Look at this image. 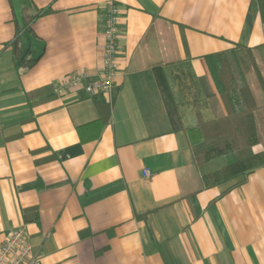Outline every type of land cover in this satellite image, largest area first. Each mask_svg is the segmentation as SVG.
Returning <instances> with one entry per match:
<instances>
[{
    "label": "crops",
    "instance_id": "1",
    "mask_svg": "<svg viewBox=\"0 0 264 264\" xmlns=\"http://www.w3.org/2000/svg\"><path fill=\"white\" fill-rule=\"evenodd\" d=\"M108 1L0 0V244L24 226L42 264H264V0H114L112 92L59 94L102 72ZM232 48L260 138L237 176L186 134L227 115L207 56Z\"/></svg>",
    "mask_w": 264,
    "mask_h": 264
},
{
    "label": "trees",
    "instance_id": "2",
    "mask_svg": "<svg viewBox=\"0 0 264 264\" xmlns=\"http://www.w3.org/2000/svg\"><path fill=\"white\" fill-rule=\"evenodd\" d=\"M248 55L250 56V51ZM37 60L32 59L27 65L31 66ZM207 60L228 113L224 117L201 121L194 127H188L186 134L198 168L202 170L228 168L237 176L244 173L241 170L242 166L251 156V148L260 141L255 117L257 103L246 81L242 59L237 49L210 54ZM252 60L264 85L263 75L255 59ZM159 79L164 93L168 92L161 75ZM104 103L109 106L107 102Z\"/></svg>",
    "mask_w": 264,
    "mask_h": 264
},
{
    "label": "built area",
    "instance_id": "3",
    "mask_svg": "<svg viewBox=\"0 0 264 264\" xmlns=\"http://www.w3.org/2000/svg\"><path fill=\"white\" fill-rule=\"evenodd\" d=\"M121 12L114 0L107 2V20L104 30L105 44L101 56L102 72L91 76L85 72L71 76L58 88L63 95L69 89L84 90L91 96L110 94L120 67L118 38L120 34ZM145 176H151L149 168L143 170ZM0 264H42L34 250L29 233L24 226L10 228L0 244Z\"/></svg>",
    "mask_w": 264,
    "mask_h": 264
}]
</instances>
